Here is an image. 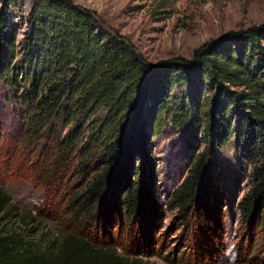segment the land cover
I'll return each instance as SVG.
<instances>
[{"label": "trees", "instance_id": "trees-1", "mask_svg": "<svg viewBox=\"0 0 264 264\" xmlns=\"http://www.w3.org/2000/svg\"><path fill=\"white\" fill-rule=\"evenodd\" d=\"M16 2L0 0V103L21 132L29 179L49 195L73 181L78 188L63 208L73 228L44 248L21 232H0V264H155L143 260L157 247L151 230L162 213L154 163L142 158L143 117L153 129L172 118L187 132L188 154L197 133L204 147L168 201L194 239L193 259L167 252L165 264L217 261L228 189L220 151L242 147L249 188L236 204L243 228L232 244L240 261L251 230L264 232V24L229 32L189 60L152 65L71 0H32L16 46ZM7 204L0 189V221ZM201 240L208 242L195 252Z\"/></svg>", "mask_w": 264, "mask_h": 264}, {"label": "rangeland", "instance_id": "rangeland-1", "mask_svg": "<svg viewBox=\"0 0 264 264\" xmlns=\"http://www.w3.org/2000/svg\"><path fill=\"white\" fill-rule=\"evenodd\" d=\"M71 1L94 12L106 29L122 36L144 62L152 65L172 58L189 60L195 49L220 38L225 41L229 32L264 24L262 0ZM31 2L32 0H17L9 10L12 15L11 23L15 27L16 46L28 31L26 17ZM11 113L0 103V189L8 197V215L0 221V232H21L39 248H44L54 239L59 240L62 232L73 228L74 223L69 221V215L63 208L68 203L66 199L78 186L73 181L75 186L73 185L71 190L61 186L63 194L60 190H53L49 195L40 189L39 183L29 179L23 165V155L20 153L23 149L20 145L21 132L17 125L13 124ZM162 119L158 128L153 129V123L143 117L141 127L144 150L142 158L145 157L154 163L157 199L162 207L161 219L151 230V238L157 247L153 246L152 255L148 254L143 258L155 264H165L161 257L167 252H183L186 257L189 254V261L193 259L190 251L194 239L189 230L185 232L180 219L175 220L176 209H170L168 201L172 191L186 174L190 162L204 149L197 133L193 153L188 154L185 148L187 136L184 135L187 132L178 130L172 124V118ZM235 144L237 143L220 151L223 184L228 189L227 202L222 208L225 230L220 238L221 250H218L219 255L214 264H264V232L258 236L253 230L247 243L239 245L240 261L234 259L232 244L238 240L243 228V225L238 223L236 204L249 188L248 171L241 174L239 168L242 147ZM136 154H139V151ZM137 159V156L130 159L133 166H136L137 162L133 161ZM69 182L70 179L67 178L64 184L69 185ZM205 242L201 240V247L195 252L202 250L208 241ZM246 254L250 258L242 261Z\"/></svg>", "mask_w": 264, "mask_h": 264}]
</instances>
